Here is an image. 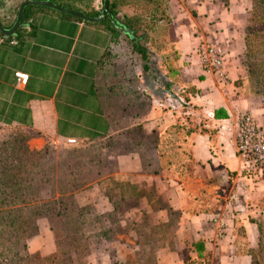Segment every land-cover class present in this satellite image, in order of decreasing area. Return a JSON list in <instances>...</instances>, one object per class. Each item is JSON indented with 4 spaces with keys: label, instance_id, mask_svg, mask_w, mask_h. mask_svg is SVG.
Wrapping results in <instances>:
<instances>
[{
    "label": "crops",
    "instance_id": "crops-1",
    "mask_svg": "<svg viewBox=\"0 0 264 264\" xmlns=\"http://www.w3.org/2000/svg\"><path fill=\"white\" fill-rule=\"evenodd\" d=\"M23 1L0 0V21L5 28L14 24ZM26 7L13 34L0 31V127L32 132L37 145L65 144L71 138L77 145H88L119 138L124 132L121 149L112 151L116 161L112 178L154 185L164 202L180 214L174 246L159 249V263L186 264V256L195 258L192 243L202 239L209 264L215 254L218 264H250L246 250L258 241L253 220L264 211V177L241 172L225 127L241 111L250 112L264 127V102L246 95V84L236 82L245 79V70L235 57L243 42L226 51L225 80L203 71L196 47L202 37H210L204 32L217 36L224 46L229 44L230 31L224 28V20H216L218 13L216 22L209 25L205 21L214 20L211 13L205 14L213 11L210 7L195 6L196 15L185 11L187 20L180 22L176 36L166 42V54L157 53L161 75L190 88L191 94V87L195 88L192 99L198 106L189 115L200 127L191 132L187 143L181 142L191 149L193 164L185 168L176 160L170 168L154 173L143 167L139 149L148 146L151 136L166 142L167 137L161 136H167L166 131L184 115L151 102L143 91L140 63L124 34L118 35L102 20L89 22L44 6ZM99 9L93 5V12ZM201 14L202 21H198ZM168 48L177 53L176 60L166 57ZM171 67L176 69L173 76ZM16 71L27 74L25 84L15 77ZM217 109L221 118L213 116ZM201 125L212 131L202 132ZM106 181L94 182V193L101 194ZM141 202L150 211L146 201ZM157 216L166 219V211L158 210ZM213 217L224 222V234L217 231Z\"/></svg>",
    "mask_w": 264,
    "mask_h": 264
},
{
    "label": "trees",
    "instance_id": "trees-1",
    "mask_svg": "<svg viewBox=\"0 0 264 264\" xmlns=\"http://www.w3.org/2000/svg\"><path fill=\"white\" fill-rule=\"evenodd\" d=\"M47 1L90 16H97L101 12V8L93 12L92 0ZM250 1L251 7L244 26L241 65L254 92L264 97V0ZM118 3L119 0H109L108 8L113 17L124 25L125 31L115 27L108 17L101 22H105L118 35L124 34L131 52L140 63L143 91L149 95L152 103L156 102L166 110L169 108L163 106V103L168 99L176 96L183 98L180 107L172 111L184 115L183 120L179 119L176 125L168 129L167 136H161L163 139L167 137L166 142L161 143L160 137L151 136L148 146L139 149L142 165L154 173L170 168L176 160L175 164L189 168L193 164L191 149L181 142L187 143L191 132L200 127L189 115L190 109L198 106L192 99L196 97L195 88L191 87V94L190 88L181 87L160 74L159 66H156L157 53L150 48L149 30L143 25V19L129 15L119 17L116 11ZM158 5L155 3L153 9H150V20H155L157 15L158 19H162L163 12L156 13ZM172 53L166 57L176 60L177 53ZM171 71H174L172 76L176 74L174 67H171ZM242 80L244 79L236 82L241 83ZM141 107L144 108V102ZM221 115L219 109L213 111L214 118H221ZM201 131L212 130L201 125ZM117 137L118 135L106 139L109 148L121 149L126 135L121 132ZM23 155L17 163L2 165L0 169V264H85L92 243L101 238H109L110 230L104 222L111 212L94 214L90 204L78 202V193L91 183L101 180H107L102 188L113 210L120 206H124L125 210L130 202L136 206L143 199L150 207V211L141 210L140 226L135 223L129 225L137 235L135 244L138 247L124 261H116L114 264H160L157 259L159 249L173 248L179 212L164 202L154 185L144 180L118 181L112 178L116 161L114 157L113 160L108 159L110 156L107 152L90 148L67 149L54 156L45 147L40 150H25ZM184 158L185 161L181 162ZM161 209L166 211V219L157 216ZM44 220L48 222L56 244L55 252L48 257L32 255L27 244L38 234ZM255 220L253 222L257 223L259 231L258 241L255 247L246 251L251 255L250 264H264V228ZM192 249L195 258L186 256V264H209V253L205 250L204 240L194 241Z\"/></svg>",
    "mask_w": 264,
    "mask_h": 264
},
{
    "label": "rangeland",
    "instance_id": "rangeland-1",
    "mask_svg": "<svg viewBox=\"0 0 264 264\" xmlns=\"http://www.w3.org/2000/svg\"><path fill=\"white\" fill-rule=\"evenodd\" d=\"M102 3V0H92V6L97 5L98 9L102 6ZM155 3L159 4V10L156 13L159 14L158 12L162 11L164 17L162 16V19H158L157 15L155 20H150V15L148 16V13L151 12L150 9H153ZM198 5H205L214 11H209V13L204 11L206 15L211 13L214 16V20H204L209 25L215 23L216 20H224V28L230 31L229 46H224L227 49L226 51L237 49L239 43L241 44V42H243L244 26L248 11L251 7L250 0H119L116 11H118L119 17L129 15L143 19V25L149 30L148 42H150L154 48L155 53L164 56L167 50L165 49L166 42L169 41V38H174L176 36V32L179 31L180 22L182 23L187 20L185 11H190L196 15V8L194 9V7ZM197 11H199L198 8ZM220 13H223V18L220 17ZM215 14H217L216 20ZM201 18L202 14L200 17L197 15L198 21H202ZM178 19L179 21H177ZM192 23L195 26V23ZM199 24L203 25L201 22H199ZM206 33H209L208 35L213 38L205 37L204 35ZM204 35L200 42H210L218 39L216 35V38L211 36L208 31L204 32ZM242 45V51L235 56L238 58L239 63L242 61L244 42ZM172 48H174V45H172ZM171 52L173 51L169 49L167 53L170 55ZM239 84H246V95H251L257 102H264L263 95L254 92L247 74L245 79ZM33 135L34 134L29 131L0 127V169L2 165H11L14 162L17 163L22 156L24 157L23 154L25 150L33 151L47 147L54 156H58L67 149L90 148L97 149L102 153L107 152L110 156L108 159L111 160H113L114 157L112 153L116 151L108 147L106 140L97 141L88 145H67L66 143H45L44 145H37V141H34L32 138ZM110 150L113 152L111 153ZM89 186L85 189L89 188ZM90 188L88 191H84L85 189H83L78 193V202L80 204H90L93 207L94 214L111 212L110 217L106 218L104 222L110 231L108 232L109 238H101L99 241H94L92 243L85 264H114L116 261H124L127 255L138 247L135 244L137 235L134 234L130 226L134 225V223L138 226L141 225V210L146 209L145 203L138 202L136 206H133L130 202L129 207L127 209L125 208V210L124 206H120V208L117 207L113 210L112 204L109 202L104 192L102 193V187H100L101 194L94 193L97 191L95 184L90 186ZM94 195L95 197L93 198ZM261 213V215L257 216L256 220H258L264 228V211ZM27 244L28 251L32 255L39 254L42 257H48L55 252V236L46 220L40 224L38 234L33 236ZM217 246H220L219 243ZM217 255L215 254V258L212 260L211 264H218L216 260Z\"/></svg>",
    "mask_w": 264,
    "mask_h": 264
},
{
    "label": "built area",
    "instance_id": "built-area-1",
    "mask_svg": "<svg viewBox=\"0 0 264 264\" xmlns=\"http://www.w3.org/2000/svg\"><path fill=\"white\" fill-rule=\"evenodd\" d=\"M196 53L200 60L203 71L214 75L216 78L225 80L226 49L218 41L198 42ZM15 77L25 84L27 74L16 71ZM183 103L180 96L172 97L163 103L169 110L175 111ZM226 132L234 146L239 161V168L244 175H263L264 173V127L248 111H241L229 119L226 124ZM67 145L76 144L75 139H67ZM216 229L224 234L225 224L219 217H213Z\"/></svg>",
    "mask_w": 264,
    "mask_h": 264
},
{
    "label": "water",
    "instance_id": "water-1",
    "mask_svg": "<svg viewBox=\"0 0 264 264\" xmlns=\"http://www.w3.org/2000/svg\"><path fill=\"white\" fill-rule=\"evenodd\" d=\"M108 3H109V0H103L102 9H101L100 14L97 16H90V15L81 13L79 11L69 9L67 7L49 2L47 0H25L20 4L18 8L17 16H16L14 24L10 28H5L0 21V31L5 35L13 34L16 28L19 27V25L21 24L24 9L28 5L44 6V7L83 19L85 21H89V22H98L108 17L115 27L125 31L124 25L120 23L115 17H113L111 11L108 8Z\"/></svg>",
    "mask_w": 264,
    "mask_h": 264
}]
</instances>
